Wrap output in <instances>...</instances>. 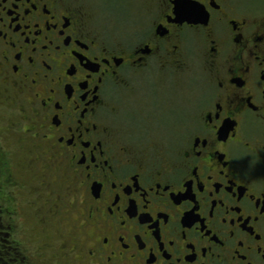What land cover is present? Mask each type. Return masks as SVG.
Returning <instances> with one entry per match:
<instances>
[{"label": "flooded vegetation", "instance_id": "af4514ba", "mask_svg": "<svg viewBox=\"0 0 264 264\" xmlns=\"http://www.w3.org/2000/svg\"><path fill=\"white\" fill-rule=\"evenodd\" d=\"M134 6L0 0L17 264H264V6Z\"/></svg>", "mask_w": 264, "mask_h": 264}, {"label": "trees", "instance_id": "16d2710c", "mask_svg": "<svg viewBox=\"0 0 264 264\" xmlns=\"http://www.w3.org/2000/svg\"><path fill=\"white\" fill-rule=\"evenodd\" d=\"M5 208L0 201V264H17L19 259V249L12 239L10 232L4 227Z\"/></svg>", "mask_w": 264, "mask_h": 264}, {"label": "rangeland", "instance_id": "374dc122", "mask_svg": "<svg viewBox=\"0 0 264 264\" xmlns=\"http://www.w3.org/2000/svg\"><path fill=\"white\" fill-rule=\"evenodd\" d=\"M244 2L246 4H250V5H257V6H261L263 7L264 6V0H244ZM133 3H135V8H139L142 4V0H133ZM129 29V28H128ZM116 34H119V31H117ZM140 82L144 81L142 79H138ZM168 83V84H167ZM136 85L139 86V83L136 82ZM159 85V88L160 89H163L165 91V96L167 95V97H170L172 94H182V86H180L178 84V82L173 79V80H166V82H163V83H158ZM172 93V94H169V93ZM5 132V128L4 127H1V130H0V133H4ZM3 134H0V137H2ZM10 139V138H9ZM1 140V139H0ZM10 140L5 139L4 142H2V146L5 148V149H8L10 148ZM22 145H24V142H22ZM23 151H25V148H23Z\"/></svg>", "mask_w": 264, "mask_h": 264}]
</instances>
